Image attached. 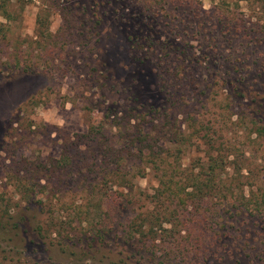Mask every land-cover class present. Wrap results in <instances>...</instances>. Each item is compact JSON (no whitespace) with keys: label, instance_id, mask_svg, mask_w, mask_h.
<instances>
[{"label":"rangeland","instance_id":"obj_1","mask_svg":"<svg viewBox=\"0 0 264 264\" xmlns=\"http://www.w3.org/2000/svg\"><path fill=\"white\" fill-rule=\"evenodd\" d=\"M0 264H264V0H0Z\"/></svg>","mask_w":264,"mask_h":264},{"label":"trees","instance_id":"obj_2","mask_svg":"<svg viewBox=\"0 0 264 264\" xmlns=\"http://www.w3.org/2000/svg\"><path fill=\"white\" fill-rule=\"evenodd\" d=\"M228 29H230V27H228ZM242 63V62H241ZM10 129H12L11 128V126L9 125V127L7 128V129H5V133H7ZM96 137V136H95ZM63 146H64V148H63V150L65 149V147H66V144L64 145L63 144ZM192 184H197V183H192ZM158 192H160V190H158ZM258 202H260L262 199H260V198H258V199H256ZM158 229V228H157ZM172 230V229H171Z\"/></svg>","mask_w":264,"mask_h":264}]
</instances>
